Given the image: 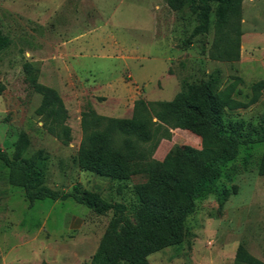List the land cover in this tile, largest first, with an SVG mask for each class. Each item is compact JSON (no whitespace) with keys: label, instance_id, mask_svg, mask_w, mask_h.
Here are the masks:
<instances>
[{"label":"rangeland","instance_id":"374dc122","mask_svg":"<svg viewBox=\"0 0 264 264\" xmlns=\"http://www.w3.org/2000/svg\"><path fill=\"white\" fill-rule=\"evenodd\" d=\"M210 20L206 34L191 37L195 17L187 7L172 10L167 0H0V147L11 157L25 133L26 155L39 154L47 188L96 192L125 205L133 220L138 204L133 187L146 175L116 181L79 169L81 115L91 110L128 120L138 99L171 101L187 85L203 83L216 93L236 79L241 81L233 98L247 102L250 86L264 79V0L242 1L236 62L210 57L213 13ZM29 65L38 68L31 75L63 102L67 144L47 132L52 119L39 113L42 97L30 84ZM263 120L264 94L247 108L225 113V121H244L255 129ZM181 131L160 141L163 156L179 146H200L194 134ZM158 139L154 134L143 147ZM263 147H240L217 184L195 200L183 241L149 255V264H233L239 247L264 263V176L258 173ZM115 216L113 211L98 216L72 199L30 205L23 190L10 185L0 161V264H93ZM74 221L80 222L77 230L69 226Z\"/></svg>","mask_w":264,"mask_h":264},{"label":"trees","instance_id":"16d2710c","mask_svg":"<svg viewBox=\"0 0 264 264\" xmlns=\"http://www.w3.org/2000/svg\"><path fill=\"white\" fill-rule=\"evenodd\" d=\"M242 1L167 0V3L172 10L187 7L195 17L198 24L191 37L208 32L213 13L214 41L210 57L236 62L240 58ZM37 70L31 65L25 69L33 90L42 97L39 113L47 112L52 119L47 132L67 144L70 129L64 125L66 109L54 89L31 75ZM240 81L236 79L216 93L208 84L187 85L186 91L171 101L138 99L128 120L101 117L91 110L82 113L84 138L77 158L79 169L116 181L129 180L137 173L146 175L143 183L133 187L138 198L133 220L126 216L125 205L107 202L96 192L80 191L77 186L69 193L47 188L39 154L26 155L29 141L25 133L17 138L11 157L0 147V161L8 169L10 185L21 188L30 205L36 200L72 199L98 216L110 211L116 214L100 239L93 264H149V255L183 241L186 219L196 209L195 200L217 184L222 168L237 158L240 147L264 146V124L255 129L244 121H225L226 110L247 108L264 94L262 79L250 86L247 102L233 98L236 83ZM1 91L0 87V94ZM175 129L198 136L201 148L179 146L162 160L154 159L160 141L170 140L171 130ZM154 134L159 139L143 147L153 140ZM258 173L264 176V147ZM233 264L264 263L239 247Z\"/></svg>","mask_w":264,"mask_h":264},{"label":"crops","instance_id":"0c3cea01","mask_svg":"<svg viewBox=\"0 0 264 264\" xmlns=\"http://www.w3.org/2000/svg\"><path fill=\"white\" fill-rule=\"evenodd\" d=\"M178 132H182L181 129L171 130V138H173V135L175 133H178ZM185 133H187V132H185ZM194 136L195 137H191L190 136L193 139L194 143L197 145L200 142V146L199 147H194V148L200 149L201 148V140H200V138L198 136H196V135H194ZM163 153L161 154V146H159V148L155 151V153L153 155V158L156 159V160H162L165 157V156H163ZM69 226H70L71 229L77 230V229L80 228V222L79 221L71 222L69 224Z\"/></svg>","mask_w":264,"mask_h":264}]
</instances>
